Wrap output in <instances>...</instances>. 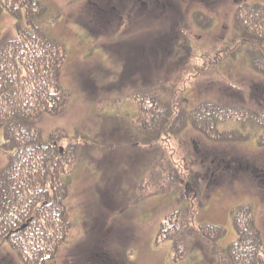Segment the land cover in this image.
I'll list each match as a JSON object with an SVG mask.
<instances>
[{"label":"rangeland","instance_id":"rangeland-1","mask_svg":"<svg viewBox=\"0 0 264 264\" xmlns=\"http://www.w3.org/2000/svg\"><path fill=\"white\" fill-rule=\"evenodd\" d=\"M8 1L14 10L25 3L18 11L21 20L16 12H2V41L17 38L20 22L62 50L50 51L62 54L53 69L63 101L27 125L35 134L34 147L51 146L62 162L54 183L39 190L49 191L50 202L34 207L60 210L64 230H56L51 219L47 235H41V244L50 245L37 264H223L219 250L235 248L237 254L257 230L264 257V190L251 183L254 175L245 169L264 159L263 136L259 147H250L264 127V60H258L259 69L250 62L256 47L248 44L247 52L243 44L249 39L256 45L247 22L250 14L264 17V0L109 6L100 0ZM48 90L55 95L54 86ZM181 97L188 99L185 114L175 110L174 118L180 115L182 121L170 134L180 131L183 147L163 134L162 126L149 131L159 123L163 101L174 109ZM213 109H218L214 129L204 130L198 116L208 119ZM245 109L258 114L256 122L245 118L251 124L247 129L235 124L233 115ZM230 115V121L217 123ZM2 131L0 172L17 152L3 146ZM230 160L242 169H234ZM177 208L190 219L174 238L164 230ZM31 222L23 223L20 244L29 243ZM211 230L220 231L215 239ZM7 235L0 238V264H36L31 251H26L32 255L28 263L10 251L14 244L6 243ZM182 236L189 237L190 252L181 259L173 245L176 260L171 244Z\"/></svg>","mask_w":264,"mask_h":264},{"label":"trees","instance_id":"trees-1","mask_svg":"<svg viewBox=\"0 0 264 264\" xmlns=\"http://www.w3.org/2000/svg\"><path fill=\"white\" fill-rule=\"evenodd\" d=\"M23 1L26 0H15V3L20 4ZM21 7L14 10L8 0H0V15L3 11H11V13L16 12V17L19 18L20 12L18 11ZM249 17L247 25L256 45L249 39L245 41L256 47L254 50L256 54H253L254 58L250 61L260 69L263 62L259 63V61L264 60V17L258 14H250ZM28 30L18 25L17 40L0 41V126L4 131L3 146L8 149H12L11 147L17 149V152L8 159L7 167L0 172V236H3V233L6 235L12 230H17L26 220L31 219L32 222L28 224L30 231L27 233L31 237L29 243L24 245L17 241L20 233L10 243L14 244L15 251L27 255L28 260L32 261V255L26 254V251L34 253L35 258L38 256L35 262L37 264V261L44 260L42 251L50 245L48 242L45 243L46 246L41 244V235H47V231L53 225L51 219L57 221L56 230H64L62 220H59L62 219L60 210L55 211L53 206L34 207L37 202L46 205L50 202L46 194H49V191L39 192V190H43L42 186L46 184L54 183L57 168L62 162L58 160L55 155L56 151L51 146L34 147L37 145L35 134L32 132L33 128L28 130L27 125L62 102L64 90L58 83V70L53 69L55 61L58 57L60 60L62 54L57 56L50 51L53 48L62 53L61 48L45 40L40 33L33 36ZM51 86L56 89L55 95L48 90ZM205 111L206 109L204 113ZM210 113L208 111V115L212 116L208 119L199 118L201 125L212 127L216 113ZM157 116L162 122L163 116ZM25 145H30V147L25 148ZM51 167H54V170L51 171ZM34 190L37 191L33 192ZM178 219L184 220L187 225L190 216L180 215ZM182 230H186V227H177L172 232L173 237L181 236L184 233ZM211 232L213 233L212 239L220 233L214 230ZM211 232L209 235L204 234L210 236ZM256 232L258 234V231ZM255 233L248 234L240 243L237 254L234 252L235 248L219 250L220 255H225L226 264H264V257H261L258 252L262 241ZM188 239L189 237L184 236L176 239L173 243L176 250L183 254L188 252L190 249L187 244ZM216 245L218 246L217 242ZM212 251L217 254L216 249Z\"/></svg>","mask_w":264,"mask_h":264},{"label":"flooded vegetation","instance_id":"flooded-vegetation-1","mask_svg":"<svg viewBox=\"0 0 264 264\" xmlns=\"http://www.w3.org/2000/svg\"><path fill=\"white\" fill-rule=\"evenodd\" d=\"M102 1L103 5L102 6H106V5H112L113 3H122V4H125L126 1H129V2H141L143 3V0H100ZM147 1H154V0H147ZM115 7V6H114ZM169 114H170V109L168 110H160L159 114L157 115H160V116H163L162 118V122L159 123L161 125H164L167 120H168V117H169ZM158 121H159V116H158ZM160 122V121H159ZM156 128V127H155ZM154 128V129H155ZM168 138H170L169 136H167ZM169 140V139H167ZM235 162H233V164H231V166H233V168L235 169L236 167L238 169H242V167L239 165V164H234ZM250 168V167H249ZM251 170H248V166H246V170L250 172V174L254 175L253 177L255 178V182L258 184V186L260 187L261 190H264V159H260V162L255 165L253 164Z\"/></svg>","mask_w":264,"mask_h":264}]
</instances>
